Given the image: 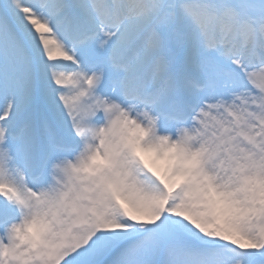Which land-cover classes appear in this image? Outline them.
Masks as SVG:
<instances>
[{"label":"snow or ice","instance_id":"6c2138e0","mask_svg":"<svg viewBox=\"0 0 264 264\" xmlns=\"http://www.w3.org/2000/svg\"><path fill=\"white\" fill-rule=\"evenodd\" d=\"M0 264H264V0H0Z\"/></svg>","mask_w":264,"mask_h":264}]
</instances>
